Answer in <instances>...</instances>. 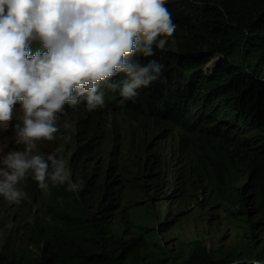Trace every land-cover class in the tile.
Instances as JSON below:
<instances>
[{
  "label": "trees",
  "instance_id": "trees-1",
  "mask_svg": "<svg viewBox=\"0 0 264 264\" xmlns=\"http://www.w3.org/2000/svg\"><path fill=\"white\" fill-rule=\"evenodd\" d=\"M167 7L177 29L168 50L156 57L167 66L164 78L141 90L135 103L120 106L119 95L106 92L103 113L84 108L77 112L90 125L106 114L133 115L143 106L157 131L177 141L179 152L190 148L198 154L201 169L218 183V201L236 207L244 218L246 250L216 260L203 252L178 264L242 259L264 264V0H170ZM214 59V67L206 69ZM136 133L147 134L140 128ZM155 159L146 157L144 162L153 164ZM166 159L161 157L160 165L168 164ZM238 174L246 179L241 190L232 186ZM97 201L102 204L96 214L89 213V203H77L66 222L54 218L24 228V247L1 246L0 264H176L166 245L149 246L146 240L156 233L143 226L124 242L129 257L121 261L114 254L110 193ZM249 202L252 212L246 209Z\"/></svg>",
  "mask_w": 264,
  "mask_h": 264
},
{
  "label": "clouds",
  "instance_id": "clouds-1",
  "mask_svg": "<svg viewBox=\"0 0 264 264\" xmlns=\"http://www.w3.org/2000/svg\"><path fill=\"white\" fill-rule=\"evenodd\" d=\"M169 2L0 0V134L10 128L26 146L7 151L0 137V197L19 203L24 193L17 186L29 175L43 192L87 191L65 158L37 152V145L56 138L65 107L96 111L106 92L125 106L164 78L167 66L156 57L177 29Z\"/></svg>",
  "mask_w": 264,
  "mask_h": 264
},
{
  "label": "rangeland",
  "instance_id": "rangeland-1",
  "mask_svg": "<svg viewBox=\"0 0 264 264\" xmlns=\"http://www.w3.org/2000/svg\"><path fill=\"white\" fill-rule=\"evenodd\" d=\"M145 93L150 97V90ZM79 106L81 103L65 107L56 138L40 141L36 151L65 158L76 173L77 182L87 181V191L76 194L68 187H53L51 193L43 192L29 175L17 186L24 193L19 203L0 197V247L7 244L23 248L24 228L46 225L54 218L66 222L65 217L77 203H89V213L96 214L102 204L97 200L108 191L112 199L114 254L123 262L129 257L124 242L137 234V226L156 233L146 240L149 246L166 245L176 264L193 255L201 257L203 252L216 260L231 251L246 250L247 224L238 209L218 201V183L201 169L198 154L190 148L179 152L177 141L157 131L150 121L152 117L143 114V106L141 112L133 115L124 111L106 114L90 125L82 123ZM96 112L103 113V108ZM16 114L23 117L22 111L17 110ZM64 123L69 127H62ZM208 123H202L205 129H209ZM138 128L141 134H147L139 137ZM0 137L7 144V151L26 150L12 129L3 130ZM146 157L156 159L153 164L145 163ZM161 157L169 163L160 165ZM245 183V176L238 174L232 186L241 190ZM253 208L249 202L246 209L252 212ZM260 237L261 233H257L258 247Z\"/></svg>",
  "mask_w": 264,
  "mask_h": 264
},
{
  "label": "water",
  "instance_id": "water-1",
  "mask_svg": "<svg viewBox=\"0 0 264 264\" xmlns=\"http://www.w3.org/2000/svg\"><path fill=\"white\" fill-rule=\"evenodd\" d=\"M239 261H244V262H254V264H259L257 263L256 261L254 260H248V259H242V260H239ZM237 261H235L234 263H231V264H236Z\"/></svg>",
  "mask_w": 264,
  "mask_h": 264
},
{
  "label": "bare ground",
  "instance_id": "bare-ground-1",
  "mask_svg": "<svg viewBox=\"0 0 264 264\" xmlns=\"http://www.w3.org/2000/svg\"><path fill=\"white\" fill-rule=\"evenodd\" d=\"M16 108H17V110L22 111V110H20L21 106L17 105Z\"/></svg>",
  "mask_w": 264,
  "mask_h": 264
}]
</instances>
